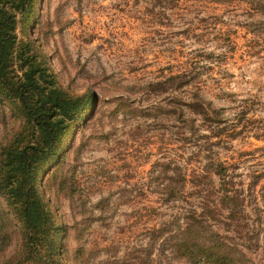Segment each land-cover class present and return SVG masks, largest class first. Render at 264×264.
Segmentation results:
<instances>
[{
    "label": "rangeland",
    "instance_id": "obj_1",
    "mask_svg": "<svg viewBox=\"0 0 264 264\" xmlns=\"http://www.w3.org/2000/svg\"><path fill=\"white\" fill-rule=\"evenodd\" d=\"M29 24L61 84L82 96L36 180L61 262L185 264L167 237L209 208L212 227L263 262L264 14L241 0H37ZM19 123L0 100V142ZM161 162L184 177L175 197ZM16 227L0 229V264L20 244Z\"/></svg>",
    "mask_w": 264,
    "mask_h": 264
},
{
    "label": "trees",
    "instance_id": "obj_2",
    "mask_svg": "<svg viewBox=\"0 0 264 264\" xmlns=\"http://www.w3.org/2000/svg\"><path fill=\"white\" fill-rule=\"evenodd\" d=\"M241 1L264 14V0ZM36 9L37 0H0V100L20 120L18 128L0 142V198L5 204H0V229L17 225L12 233L20 239L17 250L2 264H63L56 250L60 228L36 180L76 125L82 96L68 92L29 36L27 28ZM160 165L165 168L163 179L168 180L164 193L179 195L184 181L180 169L172 167V178L166 174L170 166ZM230 201L229 194L221 197L227 206ZM208 218L216 219L212 208L208 214L191 209L168 235L185 264H264L229 242Z\"/></svg>",
    "mask_w": 264,
    "mask_h": 264
}]
</instances>
